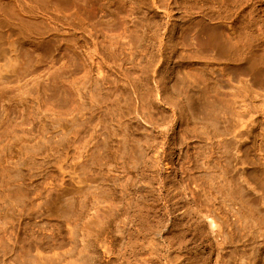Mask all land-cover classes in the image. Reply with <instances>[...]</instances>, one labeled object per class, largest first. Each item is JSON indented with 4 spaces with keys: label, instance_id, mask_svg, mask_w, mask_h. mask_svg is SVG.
<instances>
[{
    "label": "rangeland",
    "instance_id": "rangeland-1",
    "mask_svg": "<svg viewBox=\"0 0 264 264\" xmlns=\"http://www.w3.org/2000/svg\"><path fill=\"white\" fill-rule=\"evenodd\" d=\"M152 1L82 0V58L66 42L62 24L39 38L48 51L30 53L35 47L24 38L3 40L6 54L9 42L15 43L23 65L0 78V264H118L115 242L121 234L126 247L120 263L131 256L132 264H150L148 239L162 228L163 252H185L193 264H264V0ZM194 20L219 27L227 52L241 56L244 72H234L239 62L232 60L211 65L207 37L203 48L210 54L195 55ZM166 36L179 45L170 62L163 53ZM69 55L79 69L68 65ZM51 68L66 81L84 76L82 124L76 111L59 113L57 107H68L60 81L66 82L56 81ZM211 69L217 79L231 82L216 90L223 97L235 94L234 102L211 100ZM35 74L39 78L31 79ZM49 86L61 93L56 101L46 100ZM22 96L29 97L25 104ZM231 110L254 117L253 130L237 132L227 115ZM247 223L252 231L263 228L250 244ZM83 232L94 238L89 242Z\"/></svg>",
    "mask_w": 264,
    "mask_h": 264
},
{
    "label": "bare ground",
    "instance_id": "bare-ground-1",
    "mask_svg": "<svg viewBox=\"0 0 264 264\" xmlns=\"http://www.w3.org/2000/svg\"><path fill=\"white\" fill-rule=\"evenodd\" d=\"M153 1H155V0H153ZM152 1V2H153ZM254 2H255V0H253ZM251 2V1H250ZM254 2H252V3H254ZM260 3H262V2H259V0H258V3L257 4H260ZM247 4H249V3H247ZM252 5V4H251ZM251 5H249L251 8L253 7V6H251ZM254 5V4H253ZM256 6V5H255ZM260 6V5H259ZM246 7H248V5H246ZM194 8V7H193ZM197 9L196 10H198L199 8L198 7H196ZM249 9V8H248ZM254 9H256L255 7H254ZM254 9L252 10V12H255L254 11ZM83 10H84V7H83V4H82V0H75V1H72V0H0V78H1V76L4 74V73H15V71H17V69L18 68H22V63H20V60H19V51H18V49L16 48V45H15V43L14 42H9V44H8V54H6L5 53V48H4V44H3V40L5 39V37L7 38V37H15V38H17V39H19V38H24V39H26L27 41H29L30 43H32L33 44V47H35V49L32 51V52H30V53H32V54H34L35 52H37L36 50H39V48L40 49H45V50H47L48 51V49H46V47L42 44V42L39 40V38H43V37H46V35H48L49 33L51 34L52 33V31H56V26H59V24L61 25L62 24V26L64 27L65 25V32H66V35H65V37H66V39L65 40H67L66 42H68V44H69V46L70 47H73L74 49H75V46L77 47V50H79V52H78V57H80L81 56V58H82V56H83V54H82V51H83V45H82V42L84 41V38H85V36H87V32H86V29H85V26H84V22H83ZM193 10H195V8L193 9ZM195 10V11H196ZM250 10V9H249ZM248 10V11H249ZM169 11V10H168ZM167 11V12H168ZM199 11V10H198ZM246 11V10H245ZM200 12H201V10H200ZM200 12H199V14H200ZM202 13V12H201ZM196 14H198V12H196L195 13V16H196ZM203 14V13H202ZM242 14V13H241ZM246 14H248V13H246ZM167 15V14H166ZM245 15V14H244ZM252 15H254V13L252 14ZM169 16V15H168ZM213 16V15H212ZM197 17H198V15H197ZM205 17V16H204ZM207 17V16H206ZM205 17V18H206ZM217 17V16H216ZM220 16L218 15V18H219ZM203 18V17H202ZM204 18V19H205ZM251 18H253L254 19V17L252 16ZM192 19H194V18H192ZM201 19V18H200ZM208 19V18H207ZM212 20H213V22H214V19H215V17L213 16V18H211ZM209 20V19H208ZM211 20V21H212ZM216 20L217 19H215V25L217 24L216 23ZM195 21V20H194ZM193 21V22H194ZM219 21V20H218ZM196 22V21H195ZM194 22V23H195ZM199 22V24H197V25H193V27L192 28H194V30H193V32L192 33H194V35L192 36V39L193 40H195L196 41V49L194 50L195 52V55L197 54L198 56H205V55H209L210 53H208V51H206L204 48H203V38H205V37H207V39H208V41H209V47H210V49H211V65H216V66H221L222 64H224V63H227L226 62V60H232L233 62H235V63H237V62H239V59L241 58V56L240 57H232L228 52H227V49H226V47L224 46V44H223V41H222V38H221V34H220V32H221V30L219 31V27L217 26V27H214L215 25H213V27L211 26H208V25H206V24H202L201 22L202 21H199V20H197V22L196 23H198ZM203 22H204V20H203ZM74 23H75V25H74ZM191 23H192V21H191ZM195 23V24H196ZM218 24H219V22H218ZM199 25H200V28H199V30H198V27H199ZM202 25V26H201ZM221 25V24H220ZM231 27H232V25L231 24H229ZM228 25V27H230ZM234 26V25H233ZM197 28V29H196ZM234 28V27H233ZM63 29V28H62ZM196 29V30H195ZM229 29H232V28H229ZM187 30V29H186ZM186 30H185V32H186ZM166 32V31H165ZM184 32V33H185ZM170 33V32H169ZM206 33L208 34L207 36H205L206 35ZM54 34H56L55 32H54ZM86 34V35H85ZM167 34H168V32H167ZM52 35V34H51ZM169 35V34H168ZM64 37V38H65ZM173 37V36H172ZM172 37H165V40H164V42H163V53H164V58L166 59V61L167 62H170L171 61V59H172V57H171V53L172 52H174V51H177L176 50V48L178 49V47H179V45H175V43L173 44V41H172ZM86 40V39H85ZM32 47V48H33ZM96 49V48H95ZM95 49H94V51H95ZM50 50V49H49ZM41 51V50H40ZM76 51V50H75ZM96 51H97V49H96ZM43 51H41V53H42ZM46 52V51H45ZM51 52V51H50ZM50 52H46V53H42L43 54V56L42 57H46L47 55H48V53H50ZM84 52V51H83ZM39 53V52H38ZM95 53V52H94ZM98 53V52H97ZM70 54V53H69ZM96 54V53H95ZM94 54V55H95ZM97 55V54H96ZM95 55V56H96ZM234 55V54H233ZM38 56H39V54H38ZM48 56H50V54L48 55ZM65 56H67V55H65ZM64 56V57H65ZM72 57H74V56H72ZM77 57V58H78ZM41 58V57H40ZM39 58V59H40ZM47 58H49V57H47ZM46 58V59H47ZM64 59V58H63ZM75 59V58H74ZM80 59V58H79ZM78 59V60H79ZM75 60H77V59H75ZM242 60V59H241ZM240 60V61H241ZM56 61V60H55ZM69 61V63H68V65H70V67H74L75 69H79V65H78V62H72V59H71V56L69 55V60H67V62ZM74 61V60H73ZM228 61V62H229ZM243 61V60H242ZM40 62V61H39ZM38 62V63H39ZM54 62V61H53ZM58 62V61H57ZM63 62H65V59H64V61ZM63 62H62V64H63ZM83 62V61H82ZM37 63V62H36ZM56 63V62H55ZM54 63V64H55ZM66 63V62H65ZM64 63V64H65ZM81 63V62H80ZM42 64V63H41ZM40 64V65H41ZM50 64H52L51 62H50ZM61 64V65H62ZM82 64V63H81ZM240 62H239V64L237 63V65H239V66H235L233 69H234V72H236L237 74L238 73H240V72H244L245 71V67H243L242 65L240 66ZM43 65V64H42ZM68 65L66 64V66H67V68H69L68 67ZM66 66L64 67V69L66 68ZM224 66L225 65H223V68H222V70H220V72L223 74V72H226L225 70H227L226 68L224 69ZM228 66V65H227ZM52 67H55V66H53L52 65ZM63 66H61V68H62ZM58 68H60V65H59V67ZM58 68H56V69H58ZM60 68V69H61ZM37 69V68H36ZM52 69H54V68H51V70H49V71H52L53 72V70ZM55 69V70H56ZM81 69H83L82 68V66H81ZM80 69V72H82L83 73V70H81ZM59 70V69H58ZM66 70V69H65ZM60 72H62L61 70H59ZM223 71V72H222ZM37 72V71H36ZM51 72V75L53 74V73H55V71L52 73ZM57 72V71H56ZM65 72V71H64ZM75 72V71H74ZM80 72H79V74H80ZM228 72H230L229 70H228ZM227 72V73H228ZM231 72H233V71H231ZM35 73V72H34ZM37 74V73H36ZM35 74V75H36ZM57 73H55L54 75H56ZM59 74V73H58ZM57 74V75H58ZM214 74H216L215 73V69H211V87L212 88H214L215 90H213V91H211V100L212 101H214V102H217V101H219V100H221V101H223V100H226V99H228V101L229 102H232L233 101V96H235V94H233V93H230V94H224L225 95V97H223V95H222V93H220L219 91H217L220 87H222V86H225V85H229V87H230V85L232 86V84H231V82H229L228 83V81H226V79H224V78H220V79H217L216 77H215V75ZM47 75H49L50 76V72H49V74H48V72L46 73V77H47V80L49 79V77L47 76ZM53 75V76H54ZM57 75L55 76V77H57ZM63 75V74H62ZM76 75H78L77 73H76ZM75 75V76H76ZM228 76H229V74H227ZM39 75H36V77H34V76H32V78L31 79H34V78H39L38 77ZM41 76V75H40ZM52 76V77H53ZM59 76V75H58ZM64 76V75H63ZM62 76V77H63ZM80 76V75H79ZM81 76H82V74H81ZM77 77L78 78V81L76 82V81H70V79H69V81H66V79H64V78H62L61 76H59V78H54L55 80L57 79H60V77L62 78L61 80H65V82L66 83H63L64 81H60V80H58V81H60L62 84H64V85H62L63 86V89H62V92L64 93L63 95V98H66V99H64L65 100V102L67 103V106L68 107H66V108H61V106L60 107H57V108H59V109H61V110H59V113H60V111L61 112H66L65 110H67L68 112H70L69 110H72V112L73 111H76L77 113H78V115L80 114V116H78V118H79V120H77L76 119V122L77 121H79V123L80 124H82L81 123V118L83 119L84 117H82L81 116V114L83 113V110L82 109H84V108H82V106H83V96H84V93H83V91H85V90H83L84 88L82 87L83 85H85L86 84V82H84L85 80H83V82L85 83H83L82 82V77H84V76H82V77ZM224 76H226L225 75V73H224ZM223 76V77H224ZM42 77V76H41ZM40 77V78H41ZM51 77V78H52ZM75 77V80H77V78ZM217 77L219 78V76L217 75ZM222 77V76H221ZM227 77V76H226ZM54 79L52 78V80L54 81ZM68 79V78H67ZM30 80V79H29ZM38 80H40V79H38ZM46 80V79H45ZM46 80V81H47ZM56 80V81H57ZM228 80V79H227ZM37 80H34V81H32L33 82V84L34 83H37L36 82ZM55 81V82H56ZM41 82V81H40ZM43 82V81H42ZM45 82V81H44ZM49 82H51V79H50V81ZM48 82V83H49ZM222 82H224V85H222V86H220L221 85V83ZM52 83V82H51ZM51 83H49V84H47V83H45V85L48 87V85H50ZM59 83V82H58ZM61 83H60V85H61ZM29 84H30V81H29ZM28 84V86H31V84L29 85ZM38 84V83H37ZM40 85V84H39ZM45 85H43V86H45ZM60 85L59 84H57V86H59L60 87ZM33 86V85H32ZM31 86V88H30V90L32 91V88H34V87H32ZM43 86H42V90H43ZM54 86V85H53ZM57 86H55V87H52L51 88V86H49L50 88H51V90H49L50 92H49V94H48V92H47V94L49 95V98L47 97V99L46 100H50V98L52 99V101H53V99L54 98H57L58 96H57V94L60 96V94L59 93H57V90H56V88H57ZM86 86V85H85ZM35 87H37V86H35ZM40 88H41V86H40ZM45 88V87H44ZM211 88V89H212ZM36 90L38 89V87L37 88H35ZM47 89H49V88H47ZM47 89H46V91H47ZM59 89V88H58ZM217 89V90H216ZM45 90V89H44ZM61 90V89H60ZM59 90V91H60ZM220 90H221V88H220ZM38 91H39V89H38ZM44 92V91H43ZM26 92H24V95L26 96V95H30V92L28 93L27 92V94H25ZM33 93V92H32ZM28 95V96H29ZM32 95V94H31ZM43 95H45V92L43 93ZM86 95V94H85ZM95 95V94H94ZM228 95H229V97H228ZM27 96V97H28ZM57 96V97H56ZM96 96V95H95ZM23 97L24 96H22V99H23ZM27 97H25L26 98V100H25V102L28 100V98ZM228 97V98H227ZM20 98H21V96H20ZM24 98V99H25ZM61 98H62V96H61ZM92 98H95V97H92ZM97 98V97H96ZM24 99H23V102H24ZM30 99H32L33 100V98H32V96H30ZM59 100H60V98H58ZM55 100V99H54ZM57 100V99H56ZM55 100V101H56ZM58 100V101H59ZM62 100V99H61ZM96 99H94V101H95ZM51 101V100H50ZM63 101V100H62ZM20 102H22V100L20 101ZM25 102L23 103V104H25ZM29 102V101H28ZM47 102H49V101H47ZM64 102V101H63ZM65 102H64V104L63 105H66L65 104ZM234 102V101H233ZM53 103V102H52ZM52 103H50L51 105H52ZM57 103H59V102H57ZM57 103H55V107H56V104ZM22 104V103H21ZM30 104H31V101H30ZM29 104V105H30ZM54 104V103H53ZM60 104V103H59ZM58 104V105H59ZM97 104V103H96ZM18 105H20V104H18ZM28 104H27V106H29ZM23 106V105H22ZM25 106V105H24ZM84 106H85V103H84ZM98 106V105H97ZM97 106H95V108L97 107ZM19 107H21V106H19ZM26 107V106H25ZM31 107V106H30ZM47 107H48V105H47ZM55 107H54V110H55ZM75 107V108H74ZM24 108V107H23ZM32 108V107H31ZM25 109V108H24ZM28 109H30V108H27V110ZM98 109V108H97ZM50 110V109H49ZM78 110V111H77ZM38 112V111H37ZM41 112V110H39V113ZM57 112H58V109H57ZM63 112V113H64ZM72 112H70V114L72 113ZM74 113V112H73ZM84 113H85V111H84ZM37 115H38V113H36ZM68 114V113H67ZM69 114V115H70ZM40 115V114H39ZM38 115V116H39ZM63 116L65 115V114H62ZM69 115H68V117H69ZM73 115H76V113H74ZM82 115H86V114H82ZM228 115V117H229V121L231 122L230 124L233 126V128H235V130L238 132V130H240L242 133H243V131L244 130H246V131H248V133H249V130L251 131V130H253L251 127H254L253 125H255V120H254V117H252L251 116V118H247L245 115H243V114H240V113H235L233 110H231L230 111V113H228L227 114ZM71 116V115H70ZM72 117V116H71ZM75 117H77V116H75ZM73 119H74V117H72ZM70 121H71V119H70ZM72 122V121H71ZM71 122H70V124H71ZM73 123L75 124V122L73 121ZM72 123V124H73ZM76 124H78V123H76ZM76 124L74 125V126H76ZM229 124V125H230ZM230 125V126H231ZM68 126H70V125H68ZM73 126V125H72ZM72 126H70V127H72ZM78 126V125H77ZM81 126V125H80ZM231 126V127H232ZM69 127V128H70ZM80 128V127H79ZM79 128L77 129L78 131H80L79 130ZM81 128H83V127H81ZM67 129H68V127H67ZM85 129V128H84ZM238 129V130H237ZM68 130H70V129H68ZM72 130L74 131H77L76 130V127H75V129H73L72 128ZM74 131V132H75ZM83 131V130H82ZM239 131V132H240ZM245 132V131H244ZM75 133H78V132H75ZM250 133H252V132H250ZM239 134V133H238ZM240 135H243V134H241L240 133ZM244 135H245V133H244ZM241 137H243V136H241ZM239 142V141H238ZM238 144V143H237ZM240 144V143H239ZM237 145V148H235L236 149V151L239 153L240 152V145ZM263 198H261V200H263L262 202L264 203V196H262ZM118 215H119V213H118ZM117 215V216H118ZM237 215L238 216H236V217H239V215H240V213L238 214L237 213ZM243 215V214H242ZM246 215V214H245ZM245 215H243V216H245ZM123 217V216H122ZM140 217V216H139ZM206 217H208L209 218V216H206ZM212 215H211V219H212ZM215 217V216H214ZM138 218V217H137ZM239 218H241V217H239ZM245 218V217H244ZM246 218H247V216H246ZM97 219H99V218H97ZM118 219H119V217H118ZM124 219V218H123ZM127 219H129L128 217H127ZM130 219H131V216H130ZM213 219H215L216 220V217L215 218H213ZM213 219L211 220V222H210V224H211V227L214 229V227H213ZM243 219V218H242ZM252 219V218H251ZM120 220H121V217H120ZM120 220L118 221V223H120ZM145 220V219H144ZM240 220V219H239ZM246 220H249V218H247ZM122 221V220H121ZM124 221V220H123ZM122 221V222H123ZM131 221V220H130ZM135 221V220H134ZM138 221V220H137ZM139 221H141V220H139ZM243 221V220H242ZM143 222V221H142ZM244 222H245V219H244ZM247 222V221H246ZM249 222V221H248ZM89 222H87L86 224H88ZM124 223V222H123ZM250 223V222H249ZM90 225H91V223H89ZM88 224V226H90ZM92 224H94V223H92ZM140 224V223H139ZM142 224V223H141ZM145 224V223H144ZM168 224V223H167ZM248 224V223H247ZM252 224V223H251ZM95 225V224H94ZM121 225V224H120ZM249 225V224H248ZM87 225H85L84 227V229H83V231L85 230L86 231V228L88 227H86ZM119 228H120V226L119 225H117ZM143 226V225H142ZM166 226V225H165ZM168 226H169V224H168ZM73 227V226H72ZM92 227V226H91ZM122 227V226H121ZM140 227V226H139ZM147 227V226H146ZM150 227V226H149ZM219 227V226H218ZM244 227H247V225L246 226H244ZM252 227V226H251ZM256 226L255 225H253V228H255ZM259 227V225H257V228ZM264 227V226H263ZM143 228V227H142ZM211 228V229H212ZM220 228L221 227H219V230H220ZM261 228H262V226H261ZM261 228H259V230L261 229ZM74 229V228H73ZM72 228H71V230H72V232L74 231ZM89 229V228H88ZM146 229V228H145ZM156 229V228H155ZM212 229V230H213ZM243 229H245V228H243ZM263 229V228H262ZM262 229H261V231H262ZM71 230L69 229V231H70V233H72L71 232ZM89 230H91V228L89 229ZM139 230H140V228H139ZM161 230V229H160ZM162 230H163V228H162ZM161 230V231H162ZM164 230H166V228L164 227ZM198 230V229H197ZM197 230H195V231H197ZM223 230V229H222ZM246 230V229H245ZM245 230H243L244 231V233H245ZM247 230H249L248 231V235H247V237L246 236H244V237H246L247 239V241H248V243L247 244H250L254 239H255V234H257V236H258V233H255V232H259V230L258 231H252V228L250 229V225H249V227L247 228ZM119 231H120V229H119ZM141 231V230H140ZM152 231V230H151ZM161 231H159V232H157V230H156V233H154V234H151V233H149V234H151V236L149 237V239H148V244H147V246H148V249H149V252H150V257H149V260H151V263L150 264H160L159 262H161L162 263V260L161 259H163L164 261V263H162V264H182V262L184 263V261H188V263L187 264H193L194 263V257H192V256H190V252H189V258H187V259H184L183 257L185 256V252L182 254V255H180L179 253H177V252H173V251H175V250H172V252H171V250H170V252H168V254H166V253H164L163 252V244H162V232ZM260 231V232H261ZM90 232H92L93 233V230L92 231H90ZM89 231H87V233H89V235H92V236H94V237H96L97 236V234H95V235H93V234H91ZM146 232H148V231H146ZM155 232V231H154ZM164 233H165V231H163ZM214 231H211V236L213 235L214 236V233H213ZM218 232V231H217ZM220 232V231H219ZM218 232V233H219ZM238 232H242V231H238ZM84 233H86V232H83V233H81L82 234V237H84L83 236V234ZM122 233V232H121ZM121 233H119V234H116V235H120ZM138 233H140V232H138ZM143 233H145L144 231H143ZM218 233H216V235L218 234ZM243 233V232H242ZM241 233V234H242ZM243 233V235H245ZM263 233V235H264V231L262 232ZM102 234V231L100 232V235ZM148 233H146V235H147ZM197 234V233H196ZM220 234V233H219ZM260 234V233H259ZM85 235V234H84ZM89 235H86L88 238H90L91 236H89ZM122 235V234H121ZM120 235V236H121ZM130 235H132V234H130ZM140 235V234H139ZM179 235V234H178ZM239 235V234H238ZM242 235V236H243ZM98 236H99V234H98ZM120 236L118 237V239H117V241L115 242L116 244H117V248H118V260H119V262H118V264H121L120 263V259L123 257L122 256V253H121V246L123 247V245H121L122 243H121V238H120ZM133 236H134V234H133ZM143 236H145V235H142V237ZM147 236H149V235H147ZM165 236V235H164ZM180 236V235H179ZM179 236H177V237H179ZM222 236V234L219 236L218 235V237H221ZM233 236V235H232ZM231 236V237H232ZM69 237H72V234H69ZM82 237H81V240H82V243L83 242H85L86 241V239L88 240V238H86V237H84V238H86L85 240H84V238L82 239ZM93 237V238H94ZM100 237V236H99ZM122 237V236H121ZM134 237H136V236H134ZM141 237V238H142ZM230 237V238H231ZM238 237H241V236H238ZM260 237V236H259ZM262 237V236H261ZM92 238V237H91ZM90 238V239H91ZM92 238V239H93ZM144 238V237H143ZM165 239H167L166 237H164ZM174 237H172V239H173ZM217 238V236H215L214 237V240H212V241H214V242H216L217 243V241L219 240H217L216 239ZM237 237H235V239H236ZM70 239V238H69ZM97 239H99V238H97ZM97 239H95V240H97ZM122 239H123V237H122ZM128 239V238H127ZM126 239V240H127ZM138 239V238H137ZM175 239V238H174ZM178 239V238H177ZM216 239V240H215ZM224 239H225V237H224ZM233 239V238H232ZM256 239H257V237H256ZM71 240V239H70ZM73 240H75V239H73ZM80 240V241H81ZM84 240V241H83ZM130 240V239H129ZM135 240V239H134ZM239 240H242V239H239ZM244 240V239H243ZM245 240V241H246ZM89 242H90V240H88ZM93 242H94V240H92ZM101 241V240H100ZM137 241V240H136ZM145 241V240H144ZM147 241V240H146ZM211 241V242H212ZM225 242H226V240H224ZM93 242L91 243V244H93ZM96 242V241H95ZM98 243H99V241H97ZM97 242L95 243V244H97ZM127 242V241H126ZM129 243H130V241H128ZM127 242V243H128ZM141 242H143V241H141ZM168 242V241H167ZM169 242H171L170 240H169ZM177 242V241H176ZM213 242V243H214ZM221 242V241H220ZM223 242V241H222ZM250 242V243H249ZM253 242H255V241H253ZM73 243H74V241H73ZM87 243L88 242H86L85 244L87 245ZM132 243V242H131ZM163 243H164V240H163ZM174 243H175V241H174ZM218 243H219V241H218ZM217 243V244H218ZM243 243H244V241H243ZM84 244V243H83ZM139 244H143V243H139ZM166 244V243H165ZM167 244H170V243H167ZM173 244V243H172ZM212 244V243H211ZM223 243H220V246L222 245ZM89 245H90V243H89ZM94 245V244H93ZM115 245V244H114ZM130 245V244H129ZM214 245V244H213ZM213 245H211V248H212V246ZM225 245H227V244H225ZM246 245V244H245ZM253 245V244H252ZM258 245V244H257ZM262 245H263V243H262ZM262 245L260 246V247H262ZM70 246H72V245H70ZM140 246V245H139ZM146 246V245H145ZM147 246L145 247V248H147ZM169 246V247H168ZM167 246V248L168 249H170L171 247H170V245H168ZM218 246H219V244H218ZM219 246V247H220ZM249 246V245H248ZM254 246H256L255 244H254ZM125 245H124V249H125ZM133 247V246H132ZM131 247V248H132ZM214 247V246H213ZM216 247V246H215ZM219 247L217 248L218 250H219ZM223 247V246H222ZM71 248H73V247H71ZM116 248V247H115ZM128 248V247H127ZM176 247H174V249H175ZM258 248H259V246H258ZM69 249V248H68ZM137 249V248H136ZM178 249V248H177ZM183 248H181V250H182ZM193 249H195V248H193ZM197 249V248H196ZM207 249V248H206ZM213 249V248H212ZM215 249V248H214ZM213 249V250H214ZM250 249V248H249ZM257 249V248H256ZM255 249V250H256ZM263 249H264V247H263ZM71 250V249H70ZM133 250V249H132ZM166 250V249H165ZM202 250V249H201ZM220 250H222V249H220ZM224 250V249H223ZM222 250V251H223ZM251 250L253 251V249L251 248ZM254 250V251H255ZM122 251H123V249H122ZM125 251V250H124ZM123 251V252H124ZM130 251V250H129ZM137 251H139V249H137ZM167 251V250H166ZM185 251H187L186 249H185ZM193 251V250H192ZM252 251H250V252H252ZM253 251V252H254ZM259 251V250H258ZM69 252V251H68ZM145 252V251H144ZM148 252V253H149ZM180 252H182V251H180ZM70 253V252H69ZM68 253V254H69ZM136 253V252H135ZM137 253H140V252H137ZM141 253H143L142 251H141ZM147 253V252H146ZM145 253V254H146ZM175 253V254H174ZM187 253V252H186ZM194 253H196V252H194ZM201 253V252H200ZM200 253H198V255L200 254ZM127 254V253H126ZM173 254V255H172ZM244 254V253H243ZM246 254V253H245ZM259 254V253H258ZM128 255V254H127ZM133 255H135V254H133ZM137 255V254H136ZM143 255H144V253H143ZM146 255H148V254H146ZM255 255H257V254H255ZM254 255V256H255ZM115 256H116V254H115ZM141 256V255H140ZM200 256V255H199ZM258 256V255H257ZM256 256V257H257ZM136 257V256H135ZM148 257V256H147ZM187 257V256H186ZM202 257V256H201ZM241 257H242V255H241ZM241 257H239V258H241ZM245 257H250L249 255H247V256H245ZM244 257V258H245ZM115 258V257H114ZM196 258H197V256H196ZM252 258H254V257H252ZM123 259H125V258H123ZM135 259H139V257L137 258H135ZM140 259L142 260V257H140ZM205 259V258H204ZM243 259V258H242ZM70 260L71 261H73V259H72V257H71V259H69V262H70ZM127 261V263L126 264H132L133 263V260H132V263H131V256H129L128 257V259H126ZM244 260V259H243ZM249 260V259H248ZM248 260H247V262H248ZM251 260V259H250ZM117 261V260H116ZM115 261V264L117 263ZM136 261H138V260H136ZM142 261H144V262H146L147 261V258H146V261L144 260V257H143V260ZM197 261V260H196ZM195 261V262H196ZM200 261H201V259H200ZM205 261H206V259H205ZM205 261H201L202 263L203 262H205ZM255 261V260H254ZM253 261V263L255 264V262ZM256 261H257V259H256ZM125 262V261H124ZM141 262V261H140ZM147 262H149V261H147ZM243 262H245V263H247L245 260L243 261ZM123 263V262H122ZM137 263V262H136ZM202 263H200V264H202ZM252 262H251V264H253ZM257 263V262H256ZM124 264V263H123ZM143 264V263H142ZM145 264V263H144ZM185 264H186V262H185ZM197 264V263H196ZM199 264V263H198ZM239 264H240V262H239ZM241 264H242V260H241ZM250 264V263H249Z\"/></svg>",
    "mask_w": 264,
    "mask_h": 264
}]
</instances>
